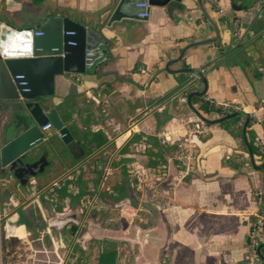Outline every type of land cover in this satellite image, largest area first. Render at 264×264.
<instances>
[{
	"label": "crops",
	"instance_id": "0c3cea01",
	"mask_svg": "<svg viewBox=\"0 0 264 264\" xmlns=\"http://www.w3.org/2000/svg\"><path fill=\"white\" fill-rule=\"evenodd\" d=\"M118 1L4 0L7 23L18 29L37 26L49 14L91 26L106 41L109 58L94 73L55 77V93L45 104L65 114L67 127L75 122L67 150L62 152L52 128L31 149L48 153L42 172L21 183L0 167V264H51L52 257L56 264H73L84 250L90 264H100L105 246L117 251L115 264H259L249 256L248 238L259 211L255 196L264 190V167L256 169L249 150L220 123H206L201 116L220 115L203 112L199 101L189 103L188 93L206 89V100L249 114L256 143L264 148V0H171L152 5L148 20L107 25ZM188 69L202 70L207 86ZM191 74L196 76L184 102ZM14 116L0 103V147L23 130ZM89 129L107 141L85 156L77 136ZM148 135L167 148L166 164L146 169L150 175L138 183L134 174L141 170ZM127 144V193L115 201L107 196L115 179L110 162ZM183 146L195 153L190 164L178 159ZM91 160L107 163L94 195L108 201L105 208L80 205L79 220L62 211L63 218L52 217V186ZM65 202L72 207L73 200ZM123 203L135 209L133 216L122 215ZM32 207L42 218L23 219ZM91 211L98 213L91 217Z\"/></svg>",
	"mask_w": 264,
	"mask_h": 264
},
{
	"label": "water",
	"instance_id": "95a60500",
	"mask_svg": "<svg viewBox=\"0 0 264 264\" xmlns=\"http://www.w3.org/2000/svg\"><path fill=\"white\" fill-rule=\"evenodd\" d=\"M146 1L119 0L109 13L107 25L122 19L148 20L149 17L138 16V13L149 12L151 7L136 5ZM170 1L150 0V4L163 6ZM39 32L42 33L38 34ZM69 41H75L76 44H69ZM106 45L99 31L62 14H49L41 24L25 29H18L0 20V103L3 109L10 108L14 111V121L23 127L21 133L0 147V167H8L21 183H26L29 176L42 172L48 164L46 150L41 154L31 152L44 139L41 126L51 122L64 143L68 144L73 139L57 108L47 109L45 104L46 98L55 93V77L65 72L94 73L109 58ZM86 49L92 51L90 66L85 64ZM192 72L207 86L202 70ZM21 81L26 83L20 84ZM205 91L206 89L190 92L189 103L194 95H203ZM197 113L200 115L198 111ZM238 114L246 116L243 138L252 164L256 169H261L264 162L259 165L255 163L246 134L249 114L237 112L216 119L201 117L204 121L215 124ZM262 246L264 243L258 248V253L264 261Z\"/></svg>",
	"mask_w": 264,
	"mask_h": 264
},
{
	"label": "trees",
	"instance_id": "16d2710c",
	"mask_svg": "<svg viewBox=\"0 0 264 264\" xmlns=\"http://www.w3.org/2000/svg\"><path fill=\"white\" fill-rule=\"evenodd\" d=\"M45 0H33L35 4H40L43 3ZM233 3L236 4L237 0H232ZM242 4V3H241ZM244 8L248 7L246 6V3H243ZM4 0H1L0 2V20L7 22L8 18L5 13V8H4ZM81 14V13H80ZM82 16V14L80 15ZM100 26V25H99ZM189 71H193V69H188ZM192 80L189 79L186 81L184 84L186 89L184 90V95L189 91V86L192 85ZM190 93V92H189ZM188 93V94H189ZM193 101H199L200 102V108L203 110V112L209 114V113H218L220 117L226 116L228 114L232 113H237L240 112L239 109L232 107V106H225V105H216L215 103H212L204 98L203 95H194L192 97ZM67 101H63L58 107L60 106H65ZM64 122H66L68 119L66 118L65 114L61 117ZM246 116L244 114H238L232 118L226 119L220 124L225 127L227 130H229L235 137L239 139L241 142L243 148L247 150V145L244 141L243 138V122H245ZM254 119L250 118L247 124L246 128V134L247 138L249 141V144L252 148L254 156L260 157L264 161V148L261 147L256 143V135L254 130L251 128V125L253 124ZM209 123V122H206ZM75 127V122H72L69 124L70 128ZM68 127V128H69ZM77 139L80 140L82 146H83V151L85 153V156H89L92 154V152L96 149H98L101 145L106 143L107 137L103 135L102 132L98 130H81L78 133ZM59 145L62 147V152L64 150H67L66 148V143H64L61 138H58ZM145 143H146V150L144 152V157L143 160L139 163V168L142 171H145L146 169L152 168V167H159L164 164H166V159H165V151L167 148L163 147L160 144L159 139L156 136L153 135H148L145 137ZM126 146V145H125ZM178 144L175 145L173 149H176ZM179 149V148H178ZM61 152V154H62ZM130 152H128V144L127 146L121 149L119 153V159H114L110 162V167L113 169L111 172L113 176H115L114 183L111 185L112 192L107 191V196L110 198H113L115 201H121L124 199L127 193V187H126V177L129 173L126 162L124 161L123 155H127ZM116 158V157H115ZM102 166V165H101ZM99 167V166H98ZM101 168V167H100ZM93 178L96 176V179L89 181L88 178L86 177L85 174L79 173L78 176L75 178H63L60 183V186H52V192L50 193L51 195V202L54 204L58 211H64V202L66 199L75 200L79 199L82 196L86 197H93L98 189V186L100 182L102 181L104 177V172H101V169H93ZM263 171V184H264V168L262 169ZM90 183H93V185L90 187ZM85 185V186H84ZM71 186H77L79 188L78 193L73 194L69 191V188ZM255 200L259 204V211L257 215L252 219V224H251V230L248 238V245H249V256L252 253L253 250L257 251L258 247L263 244L264 242V223L262 225V231L260 233L258 232V220L259 217L264 215V190L260 193H258L255 196ZM108 201H106L101 195L96 197L95 201V206L96 204L98 205H103L101 208L107 204ZM62 206V207H61ZM105 208V207H104ZM102 214V212H101ZM72 228V231L75 230V225L69 226ZM258 239V244L255 246H252L251 241L253 238ZM86 251L84 250L83 253L77 258V260L73 264H90L88 261V256H86ZM261 252L262 254L264 253V246L261 247ZM117 256V251L114 248L105 246L103 251L100 253L99 256V263L100 264H115V259ZM259 264H264V261L261 260Z\"/></svg>",
	"mask_w": 264,
	"mask_h": 264
},
{
	"label": "built area",
	"instance_id": "2783aa9c",
	"mask_svg": "<svg viewBox=\"0 0 264 264\" xmlns=\"http://www.w3.org/2000/svg\"><path fill=\"white\" fill-rule=\"evenodd\" d=\"M138 7H146V6H152V4H150V0H147L146 2H141V3H138L136 4ZM256 11H260V8H256ZM151 14V12H147V11H141L138 13V16H141V17H149ZM42 32H39L38 34H41ZM68 34H72L73 32H67ZM69 44H76L75 41H69L68 42ZM85 64L87 66H90L92 65V51L90 49H86V58H85ZM196 75L195 74H191L190 75V78L191 79H194ZM18 77H22V76H18ZM26 81H21L20 84H25ZM23 90H28V88H23ZM182 100L184 102L187 101V97L184 96L182 98ZM53 128V125L51 122H48L47 124L41 126V130L45 133H48L51 129ZM194 156H195V153L193 151L192 148H189L187 146H183L181 147L179 153H178V159L183 163V164H190L193 159H194ZM150 173V172H149ZM148 172H145V171H142V170H137L135 171V174H134V177L135 179L138 181V183H140V181H145L148 177ZM133 174V172H132ZM150 175V174H149ZM61 185V184H60ZM58 185V186H60ZM74 188V189H73ZM69 191H72V192H75L77 193L78 192V189L74 187H70L69 188ZM96 197L97 196H94L92 198H86L84 197V199L82 200V203L83 205H85L87 208H90L92 206V208L94 207L95 205V200H96ZM133 207L130 205V204H127V203H123L121 206H120V210L122 212V215L124 216H133L135 214V209L134 211L132 210ZM264 223V215L260 216L259 217V220H258V232L257 233H260V231H262V225ZM251 244L252 246H255L258 244V239L257 238H253L252 241H251ZM260 247V246H259ZM258 247V248H259ZM252 254H253V258L256 262H260L262 259L261 257L259 256V253H258V249L257 251L253 250L252 251Z\"/></svg>",
	"mask_w": 264,
	"mask_h": 264
},
{
	"label": "rangeland",
	"instance_id": "374dc122",
	"mask_svg": "<svg viewBox=\"0 0 264 264\" xmlns=\"http://www.w3.org/2000/svg\"><path fill=\"white\" fill-rule=\"evenodd\" d=\"M40 10H42V9H40ZM39 10V11H40ZM31 27H35V24L34 23H31V24H29ZM102 165V166H101ZM72 166V163L70 162L69 163V165H68V167H71ZM99 166V167H98ZM101 167V168H100ZM107 167V163L106 162H104L103 164L101 163V164H97L96 162H94L93 160H91V161H87V162H85V164H82V165H80V166H78L77 168H74L73 170H72V173H71V175H66L65 177H64V179L65 178H75L76 176H78L79 175V173H83V174H85L86 175V177H89L88 178V180L89 181H91V180H94V179H96V176H94V178H93V175H92V172L94 171L93 169H101V172H105V168ZM89 186L91 187L92 185H91V183L89 182ZM59 185H60V183H59ZM85 186V185H84ZM71 187H74V186H71ZM75 188H77L78 190H79V188L77 187V186H75ZM74 189V188H73ZM52 192V190L50 191V192H48V195H49V198H51V195H50V193ZM51 200V199H50ZM54 205V204H53ZM72 205V207H70V205H67V207H66V202H64V207H65V209H64V211H62V212H65L64 214L65 215H67V216H65L66 218H71V217H76V219L77 220H79L80 218H81V214H82V208H84L85 209V207L86 206H84L83 205V203H82V201H81V197L79 198V199H75V200H73V203L71 204ZM80 205L82 206V208L80 207ZM55 206V205H54ZM98 204H96V207L93 209V210H95V211H98ZM62 207V206H61ZM81 208V209H80ZM36 210H38V208H35V207H32L31 209H30V211L31 212H29V210H26V212H23L22 213V218L23 219H25V220H30V218H31V215H34V216H36V217H40V218H42V216H41V212H40V210H38V211H36ZM51 213H49V214H51V216L52 217H54V218H63V217H61V214L62 213H59V212H61V211H58V209H57V207L55 206V208H51ZM98 213V212H97ZM97 213H94L93 211H91L90 213H89V216H96V215H94V214H97ZM63 214V215H64ZM77 214V215H76ZM62 215V216H63ZM76 215V216H75ZM88 216V217H89ZM72 219V218H71ZM74 220H75V218H74ZM76 221V220H75ZM9 261V260H8ZM51 261V264H56L55 263V261L53 260V257H52V260H50ZM4 262H6V257H4V261H3V263Z\"/></svg>",
	"mask_w": 264,
	"mask_h": 264
}]
</instances>
